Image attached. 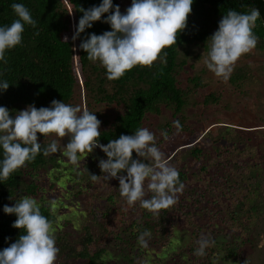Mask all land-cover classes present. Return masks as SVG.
<instances>
[{"label": "trees", "instance_id": "obj_1", "mask_svg": "<svg viewBox=\"0 0 264 264\" xmlns=\"http://www.w3.org/2000/svg\"><path fill=\"white\" fill-rule=\"evenodd\" d=\"M101 2L0 0V26L10 25L16 18L12 3L24 4L37 21L36 28L26 26L22 44L6 54L7 65H0L4 70L3 78L10 83L7 91L0 92V106L8 108L14 118L16 112L26 110L29 105L38 109L50 107L53 100L72 105L75 93L81 94L82 90L84 108L96 112L101 121L100 142L104 145L121 135H133L140 127L148 128L147 117L167 111L172 121L158 127L156 142L168 162L178 170L184 188L177 194L173 206L161 210L159 217H153L138 205L129 207L125 203L119 194L118 179L105 181L100 177L92 191H84L86 187L77 185L80 187L76 197H86L80 203L85 221L78 233L55 235L59 248L55 264L142 263L137 239L146 229L152 233L148 252L165 249L171 241L177 242V250L164 264H215L216 248L223 252L222 261L239 260V246L245 242L240 239L247 236L253 215L258 211L255 199L260 193L264 194V172L248 147L233 139L227 129L218 137L209 138L211 129L204 131L188 123L186 110L199 90L206 87L200 76H190L193 68L190 59L197 49L207 53L206 42L218 30L219 21L229 9L238 12H245L249 7L260 9L261 19L254 28L259 38L255 50L263 51L264 1L194 0L188 27L179 35L177 45L162 50L161 55L167 53L166 62L158 59L152 67H134L117 80H108L106 70L98 62L89 61L87 52L79 47L91 33L100 35L110 31L109 24L94 22L79 39H71L83 15L80 9L87 10ZM113 3L125 12L121 0H113ZM65 37H68L67 43ZM247 79L245 67H239L233 71L229 83L239 88ZM218 101L219 97L213 92L204 96L202 103ZM177 120L183 130L175 135L173 122ZM164 131L169 133L167 140L162 135ZM38 136L41 144L51 143L42 134ZM94 152L107 159L101 148L97 147ZM62 157L61 154L45 157L41 153L4 183L0 182V250L15 243L23 234L21 229L12 226L17 217L5 214V205L14 206L21 196L38 199L42 183L53 176L56 182L50 187L54 190L63 183L75 187L78 180L72 181L69 175L63 180L62 176L53 174L55 169H61L59 159ZM133 158L139 159L135 152ZM91 162L85 161L82 166L87 169ZM98 164L99 161L95 165L98 167ZM87 176L83 172L80 180L86 182ZM40 203L42 214L56 224L58 217L49 207L51 202ZM201 236L221 239L226 247L217 240L206 250V256L198 257L194 250ZM105 239H115L129 250L120 251L115 258L101 245L106 244ZM106 256L110 257L107 261L102 259ZM159 263L153 260V264Z\"/></svg>", "mask_w": 264, "mask_h": 264}, {"label": "clouds", "instance_id": "obj_2", "mask_svg": "<svg viewBox=\"0 0 264 264\" xmlns=\"http://www.w3.org/2000/svg\"><path fill=\"white\" fill-rule=\"evenodd\" d=\"M194 0H132L124 13L113 0H102L98 6L83 12L72 41L80 38L94 22L109 24L110 31L97 35L91 33L79 47L87 52V59L99 63L106 70L108 80H117L134 67H152L158 59L166 62L162 50L177 45V39L188 27ZM15 19L10 25L0 26V65H7L6 54L22 44L26 26L36 28L29 9L22 3H12ZM107 14V16H105ZM261 19L259 8L249 7L245 12L229 9L219 21L218 30L206 42L204 57L206 68L215 77L227 83L238 60L256 49L259 38L254 32ZM39 33H37L38 35ZM68 37L64 42L67 43ZM0 69V92L9 89L10 83L3 78ZM96 112L79 105L53 100L50 107L29 105L16 112L0 106V182L4 183L13 173L35 161L41 153L47 157L60 152L78 172L85 158L97 147L106 154L98 167L103 175L89 173L96 183L100 177L105 181L119 180V194L129 207L139 206L159 217L161 210L176 203L177 194L184 185L178 170L172 166L157 146L156 136L146 127L138 128L133 135H121L107 145L100 142L101 121ZM174 134L182 132L180 122H173ZM38 133L52 142H38ZM169 138L168 131L162 133ZM69 142L61 148L62 138ZM139 159L133 158V153ZM123 173H126L124 175ZM12 197H10L11 199ZM51 202L49 207L54 212ZM36 198L22 196L14 206L5 205L3 211L15 215L13 227L22 230L19 239L0 250V264H55L59 248L56 246V225L41 211ZM152 233L144 230L138 236L139 247L147 249ZM194 255L206 256V250L215 245V240L201 236ZM107 261L110 257H102Z\"/></svg>", "mask_w": 264, "mask_h": 264}, {"label": "rangeland", "instance_id": "obj_3", "mask_svg": "<svg viewBox=\"0 0 264 264\" xmlns=\"http://www.w3.org/2000/svg\"><path fill=\"white\" fill-rule=\"evenodd\" d=\"M131 2L132 0H121V5L125 11L131 6ZM203 53L197 49L191 54L190 62L193 63V68L189 74L190 76H200L206 87L199 90L191 100L186 110L188 123L196 128H203L204 131L211 129L209 138H216L220 133H225L224 131L227 129L233 139L239 140L248 147L255 161L258 162L264 172V50L254 49L250 54L242 56L236 63L234 71L239 67H245V71L248 74L247 81L239 88L232 87L229 81L225 83L215 77L206 68L204 57H202ZM213 92L217 94L219 101L208 105L203 104L204 96ZM80 93H75L72 105H79L83 109L85 107L83 91L81 90ZM171 121L170 113L164 111L159 116L147 117L146 125L156 135L160 125ZM38 140L42 139L38 136ZM48 141L52 142V139L49 138ZM68 142V137L58 141L61 148L63 145L66 146ZM55 154L60 155V152ZM101 159H103L102 155L94 151L85 158L83 162L90 163V160L92 161L91 164H87L90 166L87 168L90 174H98L97 176L102 174L101 169L95 165ZM59 162L62 164L61 169H55L53 174L62 176L61 179L63 180H66L68 178L67 175H69L72 181L78 180L77 184L74 188H71L70 184L66 186L63 183L64 185L61 184L59 189L55 188L54 190L53 187H50L52 183L56 182V178L53 176V178L42 183V192L37 200L43 204L55 201L53 207L58 217L55 224L57 228L55 235H73V233L80 231L85 221L84 213L80 211V205L86 197H76V190L78 187L83 186L86 187L84 191H92L95 183L90 181L87 169L82 166L83 162L79 172L67 162L66 158H60ZM83 172L88 174L86 182L80 180ZM63 173L65 174L63 175ZM47 174L50 175L49 172ZM38 177L42 180L39 174ZM62 181L59 180L60 183ZM77 185L80 186L77 187ZM57 193H59L58 196ZM260 194L255 199L258 211L253 215L247 236L240 239L245 242L239 246V249H241L239 260L222 261L220 257L223 252H220V248H216L215 264H264V194ZM105 240L106 244L101 243V245L113 254L115 258H117L120 251L123 253L124 251L122 250H129V248H125L126 245H122L115 239L112 241L110 239ZM217 240L215 238L216 242ZM179 242L183 243L181 239ZM218 243L222 244L221 239L218 240ZM222 245L225 246V244ZM232 246L233 248L236 247L235 244ZM177 248L178 244L176 241H171L170 245L166 246L165 249L153 250V252H148L147 249L141 248L140 254L144 261L138 264H153V260H159V264H164L169 261L170 256ZM125 253L128 255V252ZM114 260L116 261V259Z\"/></svg>", "mask_w": 264, "mask_h": 264}, {"label": "water", "instance_id": "obj_4", "mask_svg": "<svg viewBox=\"0 0 264 264\" xmlns=\"http://www.w3.org/2000/svg\"><path fill=\"white\" fill-rule=\"evenodd\" d=\"M264 1V0H263Z\"/></svg>", "mask_w": 264, "mask_h": 264}]
</instances>
